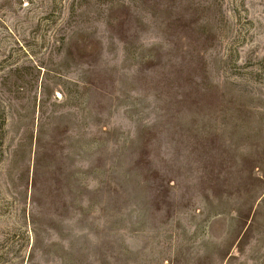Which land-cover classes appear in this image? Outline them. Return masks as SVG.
I'll list each match as a JSON object with an SVG mask.
<instances>
[{
  "label": "rangeland",
  "instance_id": "obj_1",
  "mask_svg": "<svg viewBox=\"0 0 264 264\" xmlns=\"http://www.w3.org/2000/svg\"><path fill=\"white\" fill-rule=\"evenodd\" d=\"M0 264H264V0H0Z\"/></svg>",
  "mask_w": 264,
  "mask_h": 264
}]
</instances>
